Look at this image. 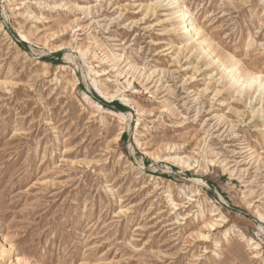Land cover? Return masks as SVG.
<instances>
[{"label": "rangeland", "instance_id": "obj_1", "mask_svg": "<svg viewBox=\"0 0 264 264\" xmlns=\"http://www.w3.org/2000/svg\"><path fill=\"white\" fill-rule=\"evenodd\" d=\"M0 264H264V0H0Z\"/></svg>", "mask_w": 264, "mask_h": 264}, {"label": "bare ground", "instance_id": "obj_2", "mask_svg": "<svg viewBox=\"0 0 264 264\" xmlns=\"http://www.w3.org/2000/svg\"><path fill=\"white\" fill-rule=\"evenodd\" d=\"M182 13H181V15H183L184 16V19H183V21H182V23H183V29L186 31V32H188V31H191L192 30V19L191 18H188L187 17V14L185 13V10L184 9H181L180 10ZM190 12V11H189ZM192 14V13H191ZM199 28V27H198ZM24 39V38H23ZM217 57V56H216ZM46 63V62H45ZM66 65V64H65ZM61 66H63V65H61ZM226 69V68H225ZM226 71V70H225ZM231 72V71H230ZM252 80H255V78L254 77H252ZM259 80V79H258ZM251 82V81H250ZM95 103V105L97 106V107H101L102 105H101V103L100 102H97V101H95L94 102ZM96 107V108H97ZM114 113L115 114H118V115H123V113H121V112H117V111H114ZM125 116V115H124Z\"/></svg>", "mask_w": 264, "mask_h": 264}]
</instances>
